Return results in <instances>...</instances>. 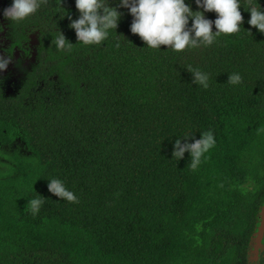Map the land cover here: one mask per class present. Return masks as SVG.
<instances>
[{"label": "trees", "instance_id": "obj_1", "mask_svg": "<svg viewBox=\"0 0 264 264\" xmlns=\"http://www.w3.org/2000/svg\"><path fill=\"white\" fill-rule=\"evenodd\" d=\"M118 11L101 46L76 44L75 0H49L24 22L40 30L30 76L45 85L20 117L27 152L0 163V264H251L264 210V33L241 4L238 34L202 51L152 50L131 33L129 10ZM50 31L73 50L57 52ZM189 64L209 73L208 89ZM233 72L242 84L227 83ZM53 75L63 88L48 92ZM209 129L216 145L195 171L188 152L172 157L178 137ZM48 178L79 202L50 193ZM39 195L33 217L27 204Z\"/></svg>", "mask_w": 264, "mask_h": 264}, {"label": "clouds", "instance_id": "obj_2", "mask_svg": "<svg viewBox=\"0 0 264 264\" xmlns=\"http://www.w3.org/2000/svg\"><path fill=\"white\" fill-rule=\"evenodd\" d=\"M198 9L193 11L186 0H119L118 6H110L109 0H75V6L80 15L77 19H69L70 28L74 29L77 43L84 47L101 46L114 32L122 13L118 7L127 8L133 17L130 31L138 34L146 43L147 49L161 50V45L167 46V50L174 53L185 51H202L212 47L222 36H232L241 31L243 16L240 6L250 13L247 23L264 33V8H261L259 0H194ZM49 0H12L10 6L0 11V16L12 25L22 26L25 21L36 15L42 6ZM60 3V0H59ZM56 12V11H55ZM206 12H215L216 19L205 17ZM191 25L189 27V20ZM213 25L215 31H213ZM3 26L0 25V31ZM53 35L51 44L57 52H71L73 43L68 41L61 31ZM250 33V32H249ZM122 41H117L116 47H120ZM12 62V54H0V72L7 69ZM192 73V82L202 87L209 88L210 75L200 70L193 64L186 65ZM243 77L238 72L228 75L227 83L231 85L242 84ZM184 142L178 137L173 145L172 157L177 161L183 159L185 152L190 154V169L195 171L216 145L215 135L212 130L202 131L199 139L188 142L192 131L182 135ZM48 190L62 201L78 203V197L69 190L65 183L58 178H48ZM30 198L27 204L32 216L39 214L44 199ZM253 251V250H252ZM260 254V253H259Z\"/></svg>", "mask_w": 264, "mask_h": 264}, {"label": "flooded vegetation", "instance_id": "obj_3", "mask_svg": "<svg viewBox=\"0 0 264 264\" xmlns=\"http://www.w3.org/2000/svg\"><path fill=\"white\" fill-rule=\"evenodd\" d=\"M11 3L12 0H0V11ZM0 25L3 26V30L0 31V54L7 55L8 52L12 54V62L7 68L13 69L11 74L7 73V69L0 72V163H6L13 162L12 158L15 155L22 156V153L27 152V146L23 141L25 131L18 130L21 124L20 117L29 116L35 109V95L39 94L45 80L39 81L40 77L30 76L33 67L38 64L41 53L38 26L36 24L33 26L32 22L15 26L2 16ZM50 79H55V86L48 92L60 91L63 88V84L59 85L57 82V75L51 76ZM12 84H17L18 88L10 86ZM250 254L251 258H254L251 264H256V252L253 253L251 250Z\"/></svg>", "mask_w": 264, "mask_h": 264}, {"label": "water", "instance_id": "obj_4", "mask_svg": "<svg viewBox=\"0 0 264 264\" xmlns=\"http://www.w3.org/2000/svg\"><path fill=\"white\" fill-rule=\"evenodd\" d=\"M263 238H264V210L262 212V215H261V223H260V226L258 228V231L256 232L255 234V237H254V248H253V253L256 252V255H255V258H256V261L258 260L259 258V253H260V249L262 248V242H263ZM251 260H254V258L252 257Z\"/></svg>", "mask_w": 264, "mask_h": 264}, {"label": "rangeland", "instance_id": "obj_5", "mask_svg": "<svg viewBox=\"0 0 264 264\" xmlns=\"http://www.w3.org/2000/svg\"><path fill=\"white\" fill-rule=\"evenodd\" d=\"M7 70H8V72H7L8 74H11L10 72L13 71L12 68H7ZM8 77H9V75H8ZM8 80H10V79H8ZM10 86H12V87H14V88H18L17 84H12V85H10Z\"/></svg>", "mask_w": 264, "mask_h": 264}]
</instances>
